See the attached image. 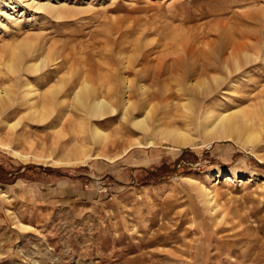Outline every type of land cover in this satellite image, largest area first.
<instances>
[{
  "label": "rangeland",
  "instance_id": "374dc122",
  "mask_svg": "<svg viewBox=\"0 0 264 264\" xmlns=\"http://www.w3.org/2000/svg\"><path fill=\"white\" fill-rule=\"evenodd\" d=\"M1 1L0 86L15 85V100L0 112V172L17 178L0 181V264H264V142H210L201 130L208 112L242 108L264 127V0ZM38 2L73 10L53 15ZM21 44L37 72L9 71ZM226 45L250 57L237 52L240 64L229 71L202 67ZM180 76L197 86L219 82L205 97L182 90ZM25 77L43 95L66 81L65 121L52 123L56 105L50 123L18 122ZM86 81L115 107L93 124L75 103L74 89ZM112 87L149 108L153 127L189 129L195 141L175 146L144 133L134 125L141 115L126 118ZM87 124L105 139L89 143L94 156L85 165L35 159L79 148ZM74 184L87 194L64 196Z\"/></svg>",
  "mask_w": 264,
  "mask_h": 264
},
{
  "label": "bare ground",
  "instance_id": "6f19581e",
  "mask_svg": "<svg viewBox=\"0 0 264 264\" xmlns=\"http://www.w3.org/2000/svg\"><path fill=\"white\" fill-rule=\"evenodd\" d=\"M18 2H20V0H18ZM1 3L4 4L5 1L2 0ZM35 6L38 9H43L45 12L48 13L50 12L53 15H63L64 13L67 15V13H70L73 10L63 5H59V4L56 5L55 3L53 4L51 2H47V3L38 2L36 3ZM22 47L23 44L17 47V52H15L14 59L8 64L9 71L14 73L15 75L21 70L22 67L27 72H37L39 68L38 67L39 64L31 61L25 62L24 61L25 52L23 51V49L21 50ZM229 47L230 46L228 45H226L225 47L222 46L221 49H217L216 51L211 52V54H209L205 60L206 64H203L202 67L203 68L205 67L208 70L209 68H214V66H218V68L220 67L223 70L229 71L232 62L238 65L240 64L238 59L234 58L236 56V55L234 56V54L238 52L237 56L240 57L241 55L244 59H248L250 57L246 52L243 51V47L241 46L233 45L232 47L233 49L231 52H229L230 51L228 49ZM203 72L207 73L205 71H202V73ZM159 73L160 71L155 73L154 76L155 79L159 78ZM14 77L17 79V76H13V78ZM48 77L49 76H47L46 78ZM25 79H26V83L24 82L25 84L22 87L19 95V106L21 108H24V112L22 116L19 118L18 122H20L23 119L32 120L39 123L49 122L50 120L52 121L51 118L53 117L52 115H54L56 105H59V109L55 114L54 117L55 119H53L54 122L52 121V123L53 124L62 123L68 118L67 108L69 101L67 98V92H65L64 94L62 93L63 94L62 95L60 88L61 86L66 85L65 80H63L59 84L51 85L47 90L46 94L43 95L41 91L33 87L34 85H31L30 81L26 77ZM125 80L121 81L122 85L124 84ZM128 81L129 80H127L126 82ZM180 81H181L180 86H182L181 87L182 90L191 87L192 91L197 92V90H199L201 92H199L198 94L206 97L212 93L216 85L218 86L219 78L214 76L211 78V82L214 84L210 83L209 79L203 80L202 86L201 85L197 86L196 84H193V82H190L189 76H180ZM13 86L15 85L12 84V86L9 87L0 86V112L7 105L13 103V101L15 100L14 98L15 92L13 90ZM143 86H140L139 89V91L141 92L140 94L142 96L145 94L146 91V89ZM124 87L125 86H123L122 88ZM133 89H135V86L133 87ZM109 90L110 89H108V91ZM111 91H113L112 93L113 98L116 97L119 98V100L117 101L119 103V106L123 108L122 110H124L123 112H125L126 118L132 115H136V113H139L141 115L140 117L134 118L135 119L134 125L140 128L144 133L153 132L160 142H168L169 144H173L175 146H189L195 141L196 138L193 137L189 129H182L172 124H161V123H159L158 126L154 125L156 127H153L149 123L150 121L148 120L150 119L149 118L150 109L147 107L146 108L141 107V105H139L137 101L131 100L133 96L132 92L131 94H129V98H125V96H127V94L124 96L125 91L124 94L121 96H119V94L115 89H113V87ZM74 92H75V103L78 105V108L83 112L84 117L88 119L96 120L102 118V116L106 112H108V110L113 109L115 111V107H113V104L108 100V97L105 94L106 92H102V90H99V86L96 85L92 86L90 82L86 81V82H82L80 85L75 87ZM192 104H195L194 101L192 102ZM250 115H252V113L250 114L249 109L246 108L237 109L231 112L226 111L221 114L219 113L218 116L217 115L213 116L212 111L208 112L207 114L204 115L203 124L201 126L203 136L205 137L206 140H209L210 142L217 140H235V141L237 140V142H245L247 144H252V145H256L257 143L264 142V136H263L264 127L261 124L258 125L257 127V125H255L256 123L252 120ZM93 120H92V124H93ZM92 124L86 125V126L88 125L90 126L89 129L86 126L85 127L87 129L84 127L86 129V132L82 133L83 136L81 137L82 140H80L81 143H79V148L75 145L76 147L74 146V148H72L70 152L67 153L62 152L58 158L56 157L57 159L56 158L54 159L53 157H51V155H49L50 157H45L44 160H42L40 157L35 155L34 156L35 159L43 161L42 163H47L46 161H49L48 163L54 166L74 167V166L85 165L87 161L93 158L94 156L91 153L92 150L91 146L100 145L101 143H103L105 139V133L96 125H92ZM86 135H89V138ZM90 142L92 143L91 146H89ZM127 152L128 150L125 151V153ZM16 155L19 156L24 161L28 160L25 154L16 153ZM98 155L99 154H96L95 156ZM260 159H263V157L262 158L260 157ZM230 179H232V177L228 178V180ZM201 193L205 201L204 203H206L207 205H211L213 200L211 193L203 188Z\"/></svg>",
  "mask_w": 264,
  "mask_h": 264
},
{
  "label": "crops",
  "instance_id": "0c3cea01",
  "mask_svg": "<svg viewBox=\"0 0 264 264\" xmlns=\"http://www.w3.org/2000/svg\"><path fill=\"white\" fill-rule=\"evenodd\" d=\"M75 185V184H74ZM75 188L76 189H71L70 186L69 188H66L64 190V196H78V197H84V195L87 194V191L86 190H82L81 188L78 190L77 186L75 185Z\"/></svg>",
  "mask_w": 264,
  "mask_h": 264
},
{
  "label": "trees",
  "instance_id": "16d2710c",
  "mask_svg": "<svg viewBox=\"0 0 264 264\" xmlns=\"http://www.w3.org/2000/svg\"><path fill=\"white\" fill-rule=\"evenodd\" d=\"M184 151H189V150L185 149ZM162 168L163 167H160L156 171H151L150 172L151 173V177H153L156 174V172L159 171V170H161ZM173 171H175V169ZM7 174H8V172L6 173V171H4V170L1 171L0 172V181H2V182H9V181L14 180L15 178H17V176H14V174H12L9 178H6L5 175H7Z\"/></svg>",
  "mask_w": 264,
  "mask_h": 264
}]
</instances>
